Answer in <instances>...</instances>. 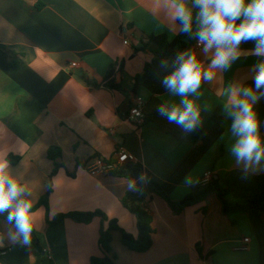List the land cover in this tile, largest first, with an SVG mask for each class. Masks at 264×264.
Segmentation results:
<instances>
[{"label": "crops", "instance_id": "1", "mask_svg": "<svg viewBox=\"0 0 264 264\" xmlns=\"http://www.w3.org/2000/svg\"><path fill=\"white\" fill-rule=\"evenodd\" d=\"M164 0H0V161L24 184L33 206L48 191V209L33 212L34 227L56 264H90L102 256L99 232L108 222L67 218L58 214L103 212L136 235L135 216L122 205L128 191L148 179L158 181L172 201L198 191L209 171L228 189L226 199L242 203L264 190V169L245 173L230 152V120L223 113L227 88L240 81L252 85L246 55L212 82L202 84V136L195 143L156 111L162 100L177 101L161 84V60L149 79L136 86L154 55L136 51L149 36L173 41L177 30L163 10ZM41 5V6H39ZM195 12V10H194ZM128 41V44H125ZM252 42L241 45L248 50ZM199 59L210 60L197 49ZM163 60V59H162ZM76 63V66H72ZM123 65L118 91L104 86L109 72ZM143 103L145 119L137 125L130 109ZM264 137V98L255 105ZM215 118V119H214ZM59 147L65 165L54 176L48 150ZM124 148L136 157L133 181L112 175L93 176L86 166L94 157L111 159ZM10 156L21 159L11 164ZM153 216V245L145 253L130 251L118 231L112 253L118 264H264V206L255 215H224L216 196L176 213L159 196L144 201ZM15 228L0 217V264H32L34 251ZM249 238L245 243L244 239Z\"/></svg>", "mask_w": 264, "mask_h": 264}, {"label": "clouds", "instance_id": "2", "mask_svg": "<svg viewBox=\"0 0 264 264\" xmlns=\"http://www.w3.org/2000/svg\"><path fill=\"white\" fill-rule=\"evenodd\" d=\"M163 10L169 23L180 34L195 39L200 52L210 63L205 65L196 51H179L160 62L164 73L161 84L177 101L162 100L158 114L185 132L202 125L201 107L197 103L202 84L229 70L242 56L257 57L252 65L253 84L236 81L227 88L223 113L230 120L231 155L245 173L264 169V137L255 105L264 98V0H164ZM195 10V12H194ZM252 42L248 50L242 44ZM7 161H0V215L14 226L11 239L22 237L29 244L34 230L33 203L27 187L13 178ZM3 235L0 234V242Z\"/></svg>", "mask_w": 264, "mask_h": 264}, {"label": "trees", "instance_id": "3", "mask_svg": "<svg viewBox=\"0 0 264 264\" xmlns=\"http://www.w3.org/2000/svg\"><path fill=\"white\" fill-rule=\"evenodd\" d=\"M41 6V5H39ZM196 43L195 39L190 38L185 34H178L173 40L169 41L165 36H149V41L143 43L136 51L150 50L153 55V61L147 65L145 71L135 77L136 86L149 79V69L159 60L173 58L177 52L192 49ZM123 74V65L118 71L112 69L106 79L105 87L114 90H122L121 76ZM215 119V118H214ZM203 129L199 127L197 130L190 132L188 137L191 142L195 143L202 136ZM48 158L54 162V169L51 176L57 174L60 168L65 165L61 162L62 150L59 147H52L48 150ZM21 157L10 156L8 161L11 164H16ZM138 166L135 163H125L117 166L110 175L114 177L125 178L133 181L136 176ZM52 193V184L50 183L48 191L39 200L37 205L33 206L32 212H35L39 207L44 206L48 209L49 199ZM228 189L220 182L218 176L212 175L211 180L207 184L200 183L198 191L195 194L188 195L180 201H172L163 186L156 180L148 179L137 191H128L122 198V205L135 216L137 223V234H131L118 225L116 220H108L107 216L101 211L94 212H71L67 214H58L52 219L48 218L49 224H55L63 219L70 218L78 223H90L95 217H100L102 222H108V226H102L99 232V247L102 251V256L92 257L90 264H118L117 256L112 253L111 243L113 233L118 231L121 235L122 243L132 252L145 253L153 245V236L155 228L153 226V216L146 208L144 201L146 198L152 199L154 196H159L168 202L172 210L176 213L183 211L186 207L201 203L210 196H216L221 204V210L224 215L236 212H245L255 215L264 206V190L257 193L254 197L242 202L232 203L226 199ZM6 219L7 214L0 215ZM22 238V237H21ZM30 246L34 251V261L32 264H56L51 254L44 248L39 233L36 228L31 234Z\"/></svg>", "mask_w": 264, "mask_h": 264}, {"label": "built area", "instance_id": "4", "mask_svg": "<svg viewBox=\"0 0 264 264\" xmlns=\"http://www.w3.org/2000/svg\"><path fill=\"white\" fill-rule=\"evenodd\" d=\"M125 44H128V41H125ZM197 49L199 48L197 43H195L192 50L196 51ZM76 65V63H72V66ZM129 119L137 125H142L144 123L145 112L141 101H137L136 104L131 107ZM130 162L136 163V157L124 148H121L111 159H105L100 156L94 157L90 162H88L86 169L93 176L110 175L117 166ZM212 175L213 173L211 171L207 172L201 183L204 185L207 184L211 180ZM249 240V238H245L244 242L248 243Z\"/></svg>", "mask_w": 264, "mask_h": 264}]
</instances>
